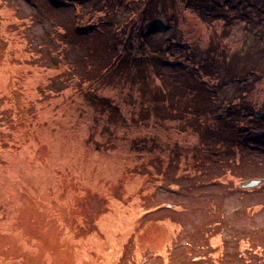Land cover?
Instances as JSON below:
<instances>
[{
    "label": "rangeland",
    "instance_id": "rangeland-1",
    "mask_svg": "<svg viewBox=\"0 0 264 264\" xmlns=\"http://www.w3.org/2000/svg\"><path fill=\"white\" fill-rule=\"evenodd\" d=\"M0 264H264V0H0Z\"/></svg>",
    "mask_w": 264,
    "mask_h": 264
},
{
    "label": "water",
    "instance_id": "water-1",
    "mask_svg": "<svg viewBox=\"0 0 264 264\" xmlns=\"http://www.w3.org/2000/svg\"><path fill=\"white\" fill-rule=\"evenodd\" d=\"M259 184L258 180H248L246 182L243 183V187L244 188H249V187H253Z\"/></svg>",
    "mask_w": 264,
    "mask_h": 264
},
{
    "label": "trees",
    "instance_id": "trees-1",
    "mask_svg": "<svg viewBox=\"0 0 264 264\" xmlns=\"http://www.w3.org/2000/svg\"><path fill=\"white\" fill-rule=\"evenodd\" d=\"M58 2H60V1H58ZM65 4V3H64ZM90 29L94 32V31H96L97 29H94L92 26L90 27ZM90 29L88 30H85V29H82L83 30V32L84 33H87V32H89L90 31Z\"/></svg>",
    "mask_w": 264,
    "mask_h": 264
}]
</instances>
